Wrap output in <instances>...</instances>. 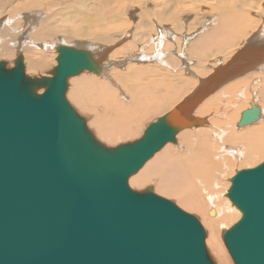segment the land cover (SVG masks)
Wrapping results in <instances>:
<instances>
[{
    "label": "bare ground",
    "instance_id": "1",
    "mask_svg": "<svg viewBox=\"0 0 264 264\" xmlns=\"http://www.w3.org/2000/svg\"><path fill=\"white\" fill-rule=\"evenodd\" d=\"M2 15L0 61L7 69L21 58L24 74L44 81L53 77L59 46L89 53L96 70L68 77L64 96L102 145L133 142L165 114L193 124L127 183L199 214L218 263L230 264L219 233L241 213L219 189L233 162L247 168L264 161V0H0ZM128 36L109 52L110 43ZM248 89L253 99L237 106ZM252 105L258 118L239 126ZM256 156L263 159L254 163Z\"/></svg>",
    "mask_w": 264,
    "mask_h": 264
},
{
    "label": "water",
    "instance_id": "2",
    "mask_svg": "<svg viewBox=\"0 0 264 264\" xmlns=\"http://www.w3.org/2000/svg\"><path fill=\"white\" fill-rule=\"evenodd\" d=\"M56 59L44 81L26 76L21 58L10 69L0 61V264H214L197 217L127 183L193 124L165 114L108 148L64 96L68 77L96 70L91 56L59 46ZM258 115L252 105L238 125ZM226 197L241 213L222 233L233 262L264 264V161L237 171Z\"/></svg>",
    "mask_w": 264,
    "mask_h": 264
},
{
    "label": "rangeland",
    "instance_id": "3",
    "mask_svg": "<svg viewBox=\"0 0 264 264\" xmlns=\"http://www.w3.org/2000/svg\"><path fill=\"white\" fill-rule=\"evenodd\" d=\"M5 17H6V15H2L1 16V20H4L5 19ZM15 18V17H14ZM130 19V18H129ZM139 18L137 17H134L133 19H130V25H129V27H130V29H129V27H128V29H129V31L130 32H132L133 30V27H134V23H136L135 21H137ZM133 20V21H132ZM16 29H18V28H16ZM14 30V29H13ZM18 32V31H17ZM131 36V35H130ZM130 39V37L128 36V37H126L125 39H123L122 41L123 42H119V41H117L116 43L115 42H112V43H110L109 44V46H110V51L109 52H111V51H113V50H115L116 48H118V45L120 46L122 43H124V42H126V39ZM23 40H25L24 38H23ZM130 41V40H129ZM69 42V41H68ZM48 43H50V41H48L47 42V44ZM117 44V45H116ZM114 45V46H113ZM45 48H47V47H44V46H38L37 47V49L38 50H43V49H45ZM48 49V48H47ZM51 48H49L48 50L49 51H52V49L50 50ZM53 52V51H52ZM51 53V52H50ZM49 53V54H50ZM51 54H54V52L53 53H51ZM118 58V60H120V58L119 57H117ZM115 59H116V57H115ZM115 59H113V60H115ZM117 60V59H116ZM2 61V60H1ZM51 61H52V59H51ZM134 63H136V62H134ZM141 63V62H140ZM142 63H144V62H142ZM145 64V63H144ZM151 64V63H150ZM208 64H211V61H209L208 62ZM152 67V66H151ZM207 67V66H206ZM206 67H204V68H206ZM183 71V70H182ZM194 71V70H193ZM199 75L200 74H202V78H204L206 75H204L201 71H198L197 72ZM45 74H47L48 76H51L49 73H43L42 75H45ZM183 74H186L184 71H183ZM191 74V73H190ZM187 76V75H186ZM191 76H192V74H191ZM201 76V75H200ZM247 93H248V95H247ZM243 97L239 100V99H237V106H242V107H247L248 105V101L250 100V99H253V97H254V95H253V92H251V89H248L247 90V92L246 93H244L243 95H242ZM67 98V97H66ZM70 101V99H67V101ZM246 100V101H245ZM71 103V104H70ZM69 104L74 108V104L72 103V102H69ZM76 111H77V113L80 115V116H82L83 114V112L82 113H80L79 112V110H78V108H74ZM82 114V115H81ZM85 114V113H84ZM82 117H84L85 118V115H83ZM247 125V124H246ZM245 126V125H244ZM236 129V128H235ZM142 133V132H141ZM119 140H121V141H118V140H116V141H114V142H112L110 145H112V146H110L109 148H115L116 146H118V145H121V144H125V143H129L128 141H130L129 140V138L127 139H123V141H122V139H119ZM103 142V141H102ZM116 142H118V143H116ZM130 142H132V141H130ZM105 144L107 145V142H105ZM115 144H116V146H115ZM108 146V145H107ZM263 158H260L259 156H256V158H253V160L252 161H254V163H258V162H260V160H262ZM263 162V161H262ZM239 163V162H238ZM237 162H236V164H235V162H233V164L230 166V168L228 169V171L225 173V178H226V180H225V178H224V180H223V182L221 183L222 185H224L223 183H225V186H222L221 185V188L219 189V192H221V196H223V195H225L226 193L225 192H227V190H228V184L230 183V181L228 180V177H230L231 175H233V174H235L238 170H241V169H245L244 168V166H243V168L240 166V163L238 164ZM235 164V165H234ZM237 166H238V168H237ZM233 167H235L234 169H233ZM252 168L253 166L252 165H250L249 167H247V168ZM232 168V169H231ZM233 172V173H232ZM228 173V174H227ZM227 181V182H226ZM129 186V185H128ZM227 187V188H226ZM131 188V187H130ZM132 190H134V191H142V189H137V188H131ZM135 189H137V190H135ZM146 189V188H145ZM223 191H222V190ZM144 190V189H143ZM221 190V191H220ZM225 190V191H224ZM223 193V194H222ZM164 198H166V199H168V200H170V201H172L173 203H175V205H177L179 208L181 207L179 204H176L177 202H176V200L174 199V198H168V197H165V196H163ZM223 198H225V199H223ZM223 198H222V200H226V195L225 196H223ZM181 209L182 210H184V211H186L185 209H183L182 207H181ZM186 212H188V213H190V214H192V215H194L195 217H197V219L199 220V222H200V224H201V226L203 227V229H204V231H205V237L207 238V235H208V233H209V231L207 230L208 229V227H206V225H205V223L201 220V218H200V215L199 214H197L196 212H194V211H191V212H189V211H186ZM238 212V211H237ZM231 219V220H230ZM237 219H238V217H237ZM237 219H235V216H234V214H233V220H232V217L231 218H229V221H227V224L225 225V229H223L222 231H224V230H226V229H228L232 224H234L235 222H236V220ZM233 221V222H232ZM230 224V225H229ZM205 226V227H204ZM221 231V234L223 233ZM220 233H219V236H221V237H219V239L222 241L221 242V244H222V246H223V248H224V250H225V253H227L228 251H227V249H226V246L224 245V242H223V239H222V235H221ZM206 238H205V241H206ZM205 247H206V250H207V252H208V255L210 256V258L212 259V261L214 262V264H219L218 263V261H217V259H216V256H215V254H214V252H213V250L208 246V244L205 242ZM228 255V257H229V259H230V264H235L234 262H233V260H232V258H231V256H230V254L229 253H227Z\"/></svg>",
    "mask_w": 264,
    "mask_h": 264
}]
</instances>
